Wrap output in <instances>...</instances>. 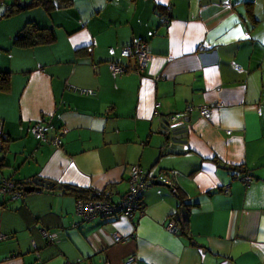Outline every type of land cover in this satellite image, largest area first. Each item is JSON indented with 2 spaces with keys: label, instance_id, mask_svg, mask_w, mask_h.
<instances>
[{
  "label": "crops",
  "instance_id": "0c3cea01",
  "mask_svg": "<svg viewBox=\"0 0 264 264\" xmlns=\"http://www.w3.org/2000/svg\"><path fill=\"white\" fill-rule=\"evenodd\" d=\"M22 1L32 0L0 7V71L11 74L0 92V181L54 185L17 199L0 192V264H264V0H71L1 17ZM29 21L55 41L15 46ZM136 41L152 55L142 73L119 55ZM109 62L129 71L113 74ZM214 101L223 105L200 116ZM173 115L187 125L182 152H167L158 133ZM36 122L61 145L41 142ZM132 164L168 185L146 187L131 218L84 220L77 195L60 189L119 201ZM175 218L186 233L166 229Z\"/></svg>",
  "mask_w": 264,
  "mask_h": 264
},
{
  "label": "built area",
  "instance_id": "2783aa9c",
  "mask_svg": "<svg viewBox=\"0 0 264 264\" xmlns=\"http://www.w3.org/2000/svg\"><path fill=\"white\" fill-rule=\"evenodd\" d=\"M168 9V7H167ZM162 22H167L168 18L166 16H162ZM120 57L135 59L137 63V72L142 73L147 66V63L151 59V54L148 51L147 45L145 42L136 41L132 44L123 46L119 52ZM110 70L113 74H122L128 70V68L122 64L117 62H109L108 63ZM73 87L75 90H78L83 94H93L92 89L86 88H78ZM223 104L221 101L207 102L205 104L199 105L196 107L197 112L203 118H210L211 112L214 108L221 107ZM186 111L189 112L192 110V107L187 106ZM172 120H177L176 116L171 117ZM30 130L36 134L41 142H48L52 145L59 147L62 143L61 138L56 135L52 138H48L45 133V128L40 122H36L31 125ZM228 133V132H227ZM5 137L1 133L0 129V147L2 146V142ZM154 177L152 173L144 170L138 164H132L129 166V174H128V188L123 197L119 201H114L110 198L111 194L106 190H92L91 195L87 198L76 197L75 198V214L80 216L84 220H91L93 218H106L112 217L115 215H122L127 218H131L132 212L141 208V197L143 191L146 187L150 186L154 182ZM242 180L245 183H248L251 180L249 175H245L242 177ZM32 181V180H31ZM22 184H17L12 180L7 178H3L0 181V192L5 194L8 193L12 199L19 198L22 194L19 186ZM166 229L171 232L177 233L178 226L174 219H170L166 224ZM41 233L44 237H47L48 234L43 229H41ZM127 238L121 236L119 233H115L113 235L114 242L125 241ZM135 257L130 256L126 260V264L134 261Z\"/></svg>",
  "mask_w": 264,
  "mask_h": 264
},
{
  "label": "trees",
  "instance_id": "16d2710c",
  "mask_svg": "<svg viewBox=\"0 0 264 264\" xmlns=\"http://www.w3.org/2000/svg\"><path fill=\"white\" fill-rule=\"evenodd\" d=\"M71 0H58V4L54 0H32L27 6H32L36 4H41L46 7V9L51 10L55 6H62V3L68 4ZM5 0H0V4L4 3ZM19 3V2H18ZM17 2L6 5L4 13L1 17H8L13 13L21 10L20 7L16 6ZM251 13V10H249ZM252 15V14H251ZM55 41V32L51 28L39 27L35 22L29 21L24 24L20 31L14 37V45L20 48H31L38 45L50 44ZM11 86V74L9 71H0V92H6L10 89ZM88 89V88H86ZM89 95V94H88ZM174 116V115H173ZM31 127V126H30ZM4 141H6L4 139ZM3 141V142H4ZM2 142V143H3ZM2 150V146L0 147ZM62 191H71L76 194V197L87 198L91 195L87 189H82L74 186H61ZM181 198V197H180ZM182 200V198H181ZM183 200L181 201V203ZM175 222L178 226V232L184 234L187 232L186 229V220L185 218H175Z\"/></svg>",
  "mask_w": 264,
  "mask_h": 264
},
{
  "label": "water",
  "instance_id": "95a60500",
  "mask_svg": "<svg viewBox=\"0 0 264 264\" xmlns=\"http://www.w3.org/2000/svg\"><path fill=\"white\" fill-rule=\"evenodd\" d=\"M28 2L22 1L16 4L17 7L24 8ZM185 120H172L163 118L158 126V133L163 137L164 149L167 152H182L186 149L187 125ZM157 185H168L163 180L156 178L153 182ZM53 183L50 180L40 177L34 178L32 184H26L19 188L24 192L38 191L41 188H52ZM11 198V197H10ZM12 199V198H11ZM17 199V198H16Z\"/></svg>",
  "mask_w": 264,
  "mask_h": 264
},
{
  "label": "rangeland",
  "instance_id": "374dc122",
  "mask_svg": "<svg viewBox=\"0 0 264 264\" xmlns=\"http://www.w3.org/2000/svg\"><path fill=\"white\" fill-rule=\"evenodd\" d=\"M0 7H3V6L0 4ZM3 9L0 8V10H3ZM3 38H6V35H5V23H3V21H0V39H3ZM8 196L10 198L9 194H8Z\"/></svg>",
  "mask_w": 264,
  "mask_h": 264
}]
</instances>
